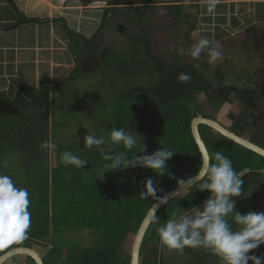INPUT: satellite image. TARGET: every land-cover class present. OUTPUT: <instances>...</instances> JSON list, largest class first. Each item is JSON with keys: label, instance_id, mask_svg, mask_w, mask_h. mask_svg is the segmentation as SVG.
Instances as JSON below:
<instances>
[{"label": "flooded vegetation", "instance_id": "obj_1", "mask_svg": "<svg viewBox=\"0 0 264 264\" xmlns=\"http://www.w3.org/2000/svg\"><path fill=\"white\" fill-rule=\"evenodd\" d=\"M84 1L90 2V6H95L93 10L103 15L101 28L107 23L110 14H116L118 10L124 11V14L127 13L126 11L128 13L132 11L133 13L134 11L139 13L144 12L141 15V20L144 19L143 22L149 20L148 26L143 27L136 34H133L132 30H129L130 26L129 29L127 26L121 27L120 34L126 37L127 42L132 45V48L126 51L122 50L121 52L117 50L116 44L110 45V47L116 49L117 52L137 56H142L141 53L144 52L145 56L150 57L149 63L154 65V70H148L145 64L140 63L133 67L134 72L137 74L146 71H148V74L149 72H153L155 80L154 78L153 81L151 80L150 74H147V78L144 80L142 78L135 81L129 79L130 82L126 80L125 83L121 80L120 82L126 84L127 87L124 90L122 88L112 89L118 93L114 94V99L110 103V98H113V94L110 98L107 95L105 96V93L109 90L107 86L109 80L104 78V88L99 90L96 87L97 91L92 92L91 100L87 103V110L89 109V103L90 108H95V111L97 108L102 111L109 109L110 116L117 117V121H119H116L117 123L112 125L111 129L116 127L129 129L138 134L142 139V144L146 145L144 152L138 150L137 153L135 148L127 151L122 146H108L114 153L127 151L128 157H134L135 154L136 156L151 155L152 151H149V148L151 150L156 148L155 144L158 141L155 135L156 128L162 126L170 132L168 121L163 120L165 106L161 102V88L159 84L161 81L168 82L174 77H178L175 72L170 71V66H167L164 60L154 55L151 42L155 39V35H158L157 32H159L160 37L161 28L165 32H170L179 27L183 21L181 18L184 16V11L187 8H191V10L195 8L198 11V13L196 11L197 15H199L201 12V0H191V3L187 5L188 7L184 4V0ZM179 2L182 4L177 5ZM191 10L184 17L186 22H188L187 18L192 19ZM148 11L151 13L152 11L155 12L156 21L151 22L150 18L148 19ZM100 32L96 34L97 43L102 42L99 40ZM140 44L143 45L141 51L138 46ZM92 53L88 59H85V62L78 59V66L80 68L77 74L81 73L83 78L86 76L84 79L80 78L84 81L89 79L90 81L96 80L100 77L99 75L105 67L100 53H98V48L97 52L96 49H92ZM130 72H132V68ZM61 90L63 91V88ZM75 92L77 93V91ZM70 93L69 95L71 96ZM62 94L60 95L59 93L58 96L62 98ZM47 98L51 99V96ZM96 101L99 102L96 103ZM134 110H139V114L133 116ZM36 112L33 115L41 118L35 126L27 127L28 124L25 125V122L22 121L27 129L25 132L26 138H30L31 134L35 135L32 141L21 142L23 141L22 138H14L11 132L0 130V172L9 175L17 187L28 190L30 200L28 211L31 214L28 239L19 243L22 245L14 243L0 248V264H38L34 256L39 258L42 264H108L107 259L112 264H129V254L125 260L126 253L124 250L128 238L131 234H134L130 248L132 249L135 236L141 224L152 207L158 202L157 200L154 201V198L151 196L147 199L141 198L140 194L145 190L148 179H152L153 187L156 189L167 176L170 175L173 178L175 168L171 163L169 164V161H166V166L169 167V171L171 170V172H166V175L159 182L157 181V183H155V178L160 175L142 167L109 171L108 178L93 180L90 175L93 171L90 172L88 170L93 167L92 160L97 149H89L84 146L83 153L76 151V153L88 161L84 169H77L71 165L61 163V153L56 154L58 143L54 141L55 129L53 130V128L55 126L52 123L53 118L49 116L50 114L47 118H44V113L41 110ZM130 116L133 118H130ZM200 129L202 130L203 128L201 127ZM234 129L238 131V127L234 128L232 126V129H230L238 134ZM263 136L264 134H261L259 137ZM255 138L259 139L258 137ZM44 141H51L57 145L54 155L47 150H44L46 153L42 152L39 145ZM69 152H72V150ZM96 155L101 156L98 150ZM4 160L7 161L6 166L3 164ZM102 167L104 169V166ZM117 171L119 172V176L116 175ZM262 173L264 174V172ZM115 175L118 176L117 179H112ZM112 182L115 183L111 184ZM169 204L171 202L156 214L155 221L153 219L146 233L141 250L140 264H144L145 260L151 258L149 256L151 248L156 249L153 254L154 262L164 264L166 260L165 252L167 250L160 244L159 236L155 238L153 235L154 229L150 232V228L152 225L158 223L157 218L162 213V210L164 211L167 207H170ZM203 204L200 203L198 207H202ZM131 211H134V225L129 232L120 234L115 228L116 223H125ZM114 241H117V243L115 244ZM114 244L118 248L117 252L112 248ZM147 244L150 246L148 247L150 249L144 258L143 252ZM38 249L43 252L40 253Z\"/></svg>", "mask_w": 264, "mask_h": 264}, {"label": "rangeland", "instance_id": "obj_2", "mask_svg": "<svg viewBox=\"0 0 264 264\" xmlns=\"http://www.w3.org/2000/svg\"><path fill=\"white\" fill-rule=\"evenodd\" d=\"M205 0H201L200 4H202ZM182 4V3H177ZM105 5V4H103ZM188 7V6H187ZM191 8H187L183 14L184 16L181 18L182 24L175 28L174 30H171L170 32H165L163 28L160 29L161 35L159 37V32H157L158 35H155V39L151 42V45L154 50V55L166 63L167 66H184L187 64H193L195 65L201 74L204 76L211 78L214 71H218L217 69L220 67L221 63H226L227 70L231 72V65L230 63L238 64L239 67H244L246 63L249 61V59L252 58V56H248V53L245 52L247 47H251L245 43V41L240 40L236 37H231V35H227L226 39L214 41L212 38L207 37L204 31V24L201 21V13L197 15L198 11L195 8H192V19H188L186 22L185 16L190 12ZM118 10L116 14L111 13L108 21L105 25H103L102 30L100 32L99 40L102 42H99L97 44L101 45H107L109 46L107 49L100 50V56L102 61L105 64V67L103 68V72L99 75L96 80H87L84 81L82 79V82L79 83L81 85L80 87L75 85V82L82 78L81 73L76 74L75 78L72 79L71 82H66V87H63L64 92H60V95L62 94V98L58 99V104L54 102V113L53 109H49L47 105V99L44 92L38 93L37 97L38 100L35 99L34 106L30 109L24 108L20 105H15L21 112H7L5 110H1L0 114L2 113L1 119L3 121L0 124V130L2 131H9L13 135V137H19L22 138L23 141H32L35 135L31 134L30 138H26L25 132L27 129L24 126V123H22V120H20L19 115L22 113L27 116H32L33 113H37L36 111L41 110V112L44 113V118H47L50 114L53 118V125L55 126L53 128L54 137L57 143H58V149L56 151V154L59 152L62 154L64 151H70L72 150V154L82 158V156L76 151L82 152L84 151V136L87 135V132H95L97 136H103L105 137L106 141L110 137V130L111 126L115 123L119 122L117 121V117H111L109 109L102 111L101 109L97 108L95 111L94 109H91L90 103L88 104L89 109L87 110V103L89 100H91V96L93 95L92 92H96V87L99 90H102L104 88V78H107L109 81L107 83V86L109 87V90L107 93H105V96L107 95L108 98H110L113 94V98H110V103L114 99V94L118 93L117 91L114 92L112 89L117 88H124L127 87L125 81L127 80L130 82V80L135 81L137 79L144 80L147 78L148 71L142 72V73H135L134 68L136 65H139L140 63L145 64L147 66V69H153L154 65L152 63H149L150 57L145 56V53H141L142 56H137L133 54H126L121 53L122 50L126 51L129 48H132V45L127 42V39L124 35L120 34L121 27H131L129 30L136 34L139 32L143 27L148 26L149 20L146 22L141 20V15L144 14V12H137L133 11L124 14V11ZM197 11V13H196ZM129 14V15H128ZM155 12L148 11V19L150 18L151 22L156 21L155 20ZM146 19V17H144ZM93 22V21H91ZM145 25L143 26V24ZM95 25V23H93ZM193 27V28H191ZM220 33V32H218ZM165 34V35H164ZM224 34V32H223ZM232 35H234L232 33ZM206 37L210 41L209 48L212 51H219L222 53L221 59L219 58V63L215 64L213 61H210V57L208 55V51H205L201 54L199 59H193L190 56V50L192 45L198 43L200 38ZM222 41V42H221ZM242 41V42H241ZM138 43V42H136ZM135 43V44H136ZM116 44L117 50L121 52H117L116 49H113L110 47V45ZM141 48L143 47L142 44L138 45ZM244 48V50H243ZM249 50H251L249 48ZM252 53V50H251ZM218 60V59H217ZM230 62V63H229ZM262 60L256 61V65L261 66ZM222 65L221 67H223ZM225 67V66H224ZM132 68V72H130V69ZM215 68V69H214ZM208 71H205L207 70ZM222 68L221 71V77L224 79L226 78V69ZM211 72V73H209ZM241 73V70L239 71ZM151 76L152 81L153 78L155 80V77L153 72H149ZM148 74V75H149ZM93 79V78H92ZM130 79V80H129ZM227 79V78H226ZM124 81L122 82L120 81ZM73 82V83H72ZM226 82L231 83L230 81L226 80ZM76 86V87H75ZM95 86V88L93 87ZM69 89L71 91H69ZM75 89L78 90V92H75ZM105 90V89H104ZM106 91V90H105ZM71 92V93H70ZM71 94V96L69 95ZM43 94V95H42ZM77 95V96H76ZM57 96H55L56 98ZM57 101V99H55ZM99 101H96L98 103ZM195 107L197 109V112H199L200 115L204 117H210L212 119L218 120L220 119V123L225 125L226 127L232 129V126L234 128L238 127V131L234 129L239 135L246 137L248 139H253L255 137L261 136V134H258L253 130L249 125V120L247 119V111L246 107L242 105V103L238 100L236 95H232L227 103V107H222L220 105H212L207 97L203 94L197 96V98L194 100ZM43 108V109H42ZM162 108V107H161ZM48 109L50 111H48ZM130 110V109H129ZM3 111V112H2ZM139 114V110H134L133 116H136ZM10 116L15 117L12 119ZM132 116H130L131 118ZM133 118V117H132ZM55 121V124H54ZM117 121V122H116ZM132 122V120L130 119ZM51 122V121H50ZM51 128V127H50ZM203 129L201 132L203 135H205V138L210 135L216 136V133L212 130H209L205 127H202ZM157 131H155V135L157 136V143L155 144L156 148L150 149L149 151H152L154 153L155 151L159 150L160 148L171 150L172 152L175 149H178L180 146L181 139L180 137L175 133V131H168L167 128L164 129V127L160 126L156 128ZM1 132V131H0ZM205 132V133H204ZM147 138V137H146ZM106 148L108 146L111 147V144L104 145ZM60 148V151H59ZM148 150V149H147ZM43 153H46V151L42 150ZM97 150H95L92 164V169L88 171H93L90 175L94 179H102V178H108L109 171H106L103 173L104 169L101 166H104L106 162L103 161L102 157L96 155ZM6 154L9 155L8 152ZM52 154H55L52 152ZM45 158V157H44ZM43 158V159H44ZM84 159V158H82ZM191 167H194V164H190ZM167 173L171 172L169 171V167L166 166ZM103 173V175H102ZM116 175L119 176V172L117 171ZM112 177V179H117L118 176ZM164 175L157 176L155 178V183L157 181L159 182ZM111 177V176H110ZM111 179V180H112ZM115 182H112L111 184H114ZM141 186V185H140ZM257 190H252V187L250 188L249 192L246 193V195H242L240 200H237L238 202L235 204V210L238 211L241 214H247L250 211L254 212H264V185L262 187H256ZM258 188H262L263 192H257ZM58 190V186H57ZM143 192V191H142ZM171 206V204H169ZM163 211V210H162ZM159 217L157 218V221H159ZM156 221V222H157ZM229 222L233 223L232 217H229ZM235 226V225H234ZM134 234H131L128 238L127 245H125V260L128 257V254L130 256L131 251V243L133 240ZM26 243V242H25ZM22 245V244H18ZM27 245V244H24ZM148 244L145 246V251L143 252V256L148 254V250L150 248ZM39 250V249H38ZM165 252L166 260L164 264H221L220 259L212 254L209 250H206L204 248H185L184 251L181 253L176 250H168ZM259 250V248L256 249V251ZM40 253L43 251L39 250ZM249 255H254L249 253ZM251 264V261L249 262Z\"/></svg>", "mask_w": 264, "mask_h": 264}, {"label": "clouds", "instance_id": "obj_3", "mask_svg": "<svg viewBox=\"0 0 264 264\" xmlns=\"http://www.w3.org/2000/svg\"><path fill=\"white\" fill-rule=\"evenodd\" d=\"M220 0H205L206 12L215 14ZM191 0H184L187 6ZM210 41L206 37L200 38L198 43L192 45L190 56L199 59L201 54L208 51L210 61L222 57L219 51L209 48ZM191 76L181 73L180 82H187ZM210 118V117H208ZM111 144L123 147L127 151L136 149L144 152L146 145L142 144L141 137L135 132L124 128H112L110 137L97 136L96 133L87 132L84 136V146L97 149L104 164V172L116 171L125 168L142 167L152 170L157 175H164L167 171L166 161L173 157V152L160 148L151 155L128 157L127 151L114 153L111 148L104 145ZM41 150L54 152L57 145L51 141H44L39 145ZM61 163L71 165L77 169H84L88 164L86 159L64 151L60 157ZM213 160L215 163H213ZM3 164L6 166L7 161ZM102 173V175H103ZM244 171L237 173L232 162L222 153H205L200 168L195 177H201L204 182L200 184V191L210 193L209 198L202 207H193L191 212L169 219L165 225L157 228L160 244L168 250L183 252L185 248H204L217 256L221 264H264V258L249 255L253 250L264 245V212L250 211L241 214L235 210L236 198L241 197L244 184ZM193 182L192 178L179 182L185 186ZM141 198L149 196L158 201L156 208L167 204V197L158 198L152 179H148L146 187L140 194ZM29 193L26 188L17 187L13 179L0 172V248L19 244L28 239L30 228ZM232 217L233 223L229 222ZM156 217L154 216V221Z\"/></svg>", "mask_w": 264, "mask_h": 264}, {"label": "crops", "instance_id": "obj_4", "mask_svg": "<svg viewBox=\"0 0 264 264\" xmlns=\"http://www.w3.org/2000/svg\"><path fill=\"white\" fill-rule=\"evenodd\" d=\"M94 7L84 0H0V102H14L25 88L34 98L40 92L51 96L47 105L54 113L61 89L79 71L78 59L85 62L92 49L100 53L107 47L96 42L103 15ZM200 10L203 33L214 41H227L228 34L245 41L248 30H254V37L264 29V0H220L215 14L206 12L204 1ZM5 111L21 112L13 103ZM19 117L27 127L41 118L23 113Z\"/></svg>", "mask_w": 264, "mask_h": 264}, {"label": "trees", "instance_id": "obj_5", "mask_svg": "<svg viewBox=\"0 0 264 264\" xmlns=\"http://www.w3.org/2000/svg\"><path fill=\"white\" fill-rule=\"evenodd\" d=\"M253 31L254 30L250 29L246 33L245 43L251 46L249 48L252 50V53L248 47L245 52L248 53V56H252V58L249 59L244 67L241 68L235 62L234 64L229 62L231 65V72H229L226 63H221L220 67L217 69L218 71H214L213 73L209 72L213 75L211 78H208L201 74L199 69L193 64L170 66V71L175 72L177 76L181 73H187L191 76V79L187 82H180L178 77H174L168 82H160L161 102L162 105L165 106L163 120L168 121L171 131L173 130L175 133L178 132L176 134L180 137L182 143L178 149L174 150L173 157L168 160L169 164L171 163L175 168V174L173 178L169 175L160 182L159 186L156 188V195L158 198L163 197L180 186L179 182L187 181L195 177L200 168L202 161L201 155L191 133V123L193 119L199 115L194 104V100L197 96L203 94L212 105L227 107L230 97L236 95L238 100L247 109L250 127H252L256 133L264 134V29L260 32L259 36L254 37H252ZM71 34L75 35L74 32ZM259 60L263 61L261 66L256 65V61ZM219 62V59L214 61L215 64ZM222 65L225 67H221ZM222 68L226 69L227 79L220 76ZM240 70L241 73H239ZM205 71H208V69ZM226 80L231 83L226 82ZM21 90L22 91L17 95L14 102H10L7 98L1 100L0 112L2 109L5 110L6 106H9L10 103L28 109L34 106L33 102L35 99L38 100V97H32L30 94L31 92L29 93L25 88ZM48 96L47 94V97ZM1 116L2 113L0 114V121L2 122L3 119H1ZM1 122L0 124H2ZM254 139L253 141L257 144L264 145V136L259 139ZM206 143L212 154L220 152L227 157L232 162L233 168L237 173L252 169L251 172L243 176L244 184L242 186V195H246L251 187L252 190H257L256 187H262L264 185V174L262 173L264 171L263 158L240 148L232 142L227 140L222 141L220 138L212 135L208 136ZM192 163L194 167L190 166ZM213 163H215V161H213ZM200 184L171 201V206L162 211L158 223L152 225L150 228V232L154 229L153 235L155 238L159 236L157 232L158 227L165 225L169 219H173L186 211H192L193 207H198L200 203H204L209 198L210 193L207 191H200ZM257 192L261 193L263 189L258 188ZM240 198L241 197L236 198V203ZM133 212L134 211H131V213H129L130 215L125 223H116L115 228L120 234L129 232L134 225ZM114 243L116 244L117 241H114ZM115 244L112 248L117 252L118 248ZM155 250V248H151V251H149V256L151 258L145 260L144 264H157V262L153 260ZM252 254L264 258V245H261L257 251L256 249L253 250ZM107 262L108 264H112L109 259H107Z\"/></svg>", "mask_w": 264, "mask_h": 264}, {"label": "water", "instance_id": "obj_6", "mask_svg": "<svg viewBox=\"0 0 264 264\" xmlns=\"http://www.w3.org/2000/svg\"><path fill=\"white\" fill-rule=\"evenodd\" d=\"M54 124H55V121H54ZM201 127H206L209 130L214 131L216 133L215 137L220 138V140L222 141L227 140L229 142H232L238 145L240 148L246 151H250L264 159V145L257 144L252 139H248L246 137H243L241 135L234 133L233 131H231L230 129H228L227 127H225L224 125H222L219 121L215 119L204 117L202 115H198L196 118L193 119L191 123V133H192L194 142L200 152L201 160L205 153L212 154L209 151V148L206 143L207 137L205 138V135H203L201 132V129H200ZM251 171L252 169H249L245 171V174ZM192 180L193 182L189 183L188 186H185L186 187L185 190L177 189L181 187L180 185L175 190H173L171 193L164 196V197H167L168 203H170L177 197L183 195L184 193H186L187 191H189L190 189L194 188L195 186L199 185L200 183L204 181V179H202L201 177H193ZM156 204L152 207V209L148 213L146 219L141 224L140 229L138 230L135 236L132 249H131V253L128 258L129 264H140L141 250H142V246H143L146 233L154 219V216H156V214L164 206L167 205V204H163V205H160L158 208H156L155 207ZM34 258L37 260L38 264H42L39 258H37L36 256H34Z\"/></svg>", "mask_w": 264, "mask_h": 264}]
</instances>
